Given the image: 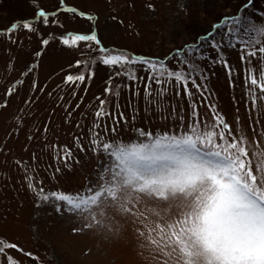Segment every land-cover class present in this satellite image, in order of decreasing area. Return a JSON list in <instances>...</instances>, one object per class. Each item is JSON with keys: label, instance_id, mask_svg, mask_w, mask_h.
<instances>
[{"label": "rangeland", "instance_id": "374dc122", "mask_svg": "<svg viewBox=\"0 0 264 264\" xmlns=\"http://www.w3.org/2000/svg\"><path fill=\"white\" fill-rule=\"evenodd\" d=\"M250 1L244 5L257 17L254 27H264V0ZM242 2L0 0V238L32 254L5 249L0 264H159L136 243L133 228L120 214L108 212L105 223L115 225L108 231L73 232L87 221L57 212L54 201L42 202L28 186L46 192L86 191L106 161L94 151L97 138L148 143L140 131L157 136L182 132L195 108L202 123L211 124L220 114L234 132L258 139L260 147L252 143L249 150L257 152L253 167H264V101L252 109L251 86L245 79L249 66L240 59L244 21L238 20L233 33L228 23L213 19L219 13L232 14ZM40 11L50 21L58 18L59 25L45 24ZM24 23L30 29H24ZM13 25L15 30L9 31ZM93 32L99 45L62 43L72 34ZM43 39L49 44L42 45ZM101 49L139 63L103 65L106 53ZM145 60L162 63L167 71L192 70L190 79L203 91L189 84L192 94L184 95L173 80L161 92L160 85L148 80ZM132 74L140 78L131 79ZM68 75L85 79L66 83ZM101 100L107 114L97 118ZM69 150L71 158L65 163L61 157ZM177 204L171 209L175 218L181 211Z\"/></svg>", "mask_w": 264, "mask_h": 264}, {"label": "snow or ice", "instance_id": "6c2138e0", "mask_svg": "<svg viewBox=\"0 0 264 264\" xmlns=\"http://www.w3.org/2000/svg\"><path fill=\"white\" fill-rule=\"evenodd\" d=\"M38 14L45 24L60 23L58 18L50 21L43 11ZM15 28L13 25L9 31ZM23 28L30 29V25L24 23ZM244 31L253 34L241 39L244 47L240 59L249 66L245 79L251 86L254 110L258 101H264V68L259 67L264 64V27H246ZM78 41L101 43L94 32L62 39L63 45H76ZM41 43L48 45L49 41L43 39ZM101 51L106 53L101 57L103 65L139 63L123 53ZM143 63L148 66V80L160 85L161 92L173 80L182 86L184 95L192 94L189 84L203 91L190 79L192 70L185 74L167 71L162 63ZM130 78L140 77L132 74ZM84 79V75H68L65 82ZM145 91H151L148 84ZM105 103L100 101L97 118L106 114ZM191 116L192 122L182 132L157 136L140 131V137L150 140L148 143L104 142L97 138L94 151L102 153L106 161L100 165L97 182L90 183L86 191L46 192L43 187L28 186L35 189L42 202L54 201L57 212L68 211L87 221L73 232L93 228L108 231L115 227L111 221L105 223L108 212L120 214L133 228L136 243L159 264H264V167H253L257 152L249 150L252 143L259 148L260 141L234 132L220 114L212 117L211 124L202 123L195 108ZM70 158V150L61 157L65 163ZM174 202L181 210L178 218L171 214ZM149 203L153 207H148ZM5 249L24 253L17 244L0 238V254Z\"/></svg>", "mask_w": 264, "mask_h": 264}, {"label": "trees", "instance_id": "16d2710c", "mask_svg": "<svg viewBox=\"0 0 264 264\" xmlns=\"http://www.w3.org/2000/svg\"><path fill=\"white\" fill-rule=\"evenodd\" d=\"M249 2H251V1L250 0H244V2H242V4L241 3L238 4V7L236 8V10L232 14L230 13V14L222 15V13L221 14L219 13L220 15L219 14L213 15V19L218 18L216 21L222 22V24H224V22L228 23L229 28L232 29L233 33L235 32L236 29H238L237 28V22L239 19H242L244 21L245 27H247V28L254 27L255 26L254 21L257 19V17L253 16L250 12H248L246 6L244 5V4L249 3ZM247 6H249V5H247ZM228 16H229V18H227ZM239 34H236L237 38H240ZM248 35H253V34L252 33H246V35L243 37H245L247 39ZM103 110L105 112V108ZM108 111H109V114H111L112 109H110Z\"/></svg>", "mask_w": 264, "mask_h": 264}]
</instances>
